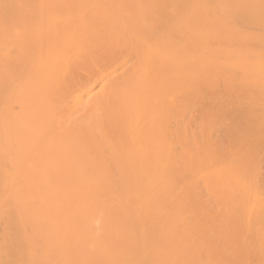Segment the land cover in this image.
Here are the masks:
<instances>
[{"label": "bare ground", "instance_id": "6f19581e", "mask_svg": "<svg viewBox=\"0 0 264 264\" xmlns=\"http://www.w3.org/2000/svg\"><path fill=\"white\" fill-rule=\"evenodd\" d=\"M261 162L264 0H0V264H264Z\"/></svg>", "mask_w": 264, "mask_h": 264}, {"label": "rangeland", "instance_id": "374dc122", "mask_svg": "<svg viewBox=\"0 0 264 264\" xmlns=\"http://www.w3.org/2000/svg\"><path fill=\"white\" fill-rule=\"evenodd\" d=\"M261 163H262V162H261ZM263 163H264V162H263ZM263 163H262V164H263ZM259 166H260V165H259ZM259 166H258V168H259ZM260 167H261V171H262V173H264V169L262 170V167H264V164H263V166H260ZM259 171H260V170H259ZM259 173H261V172H258V175H259V176H260V175H261V176L264 175V174L262 175V173H261V174H259ZM259 178H260V177H259ZM263 178H264V176L261 178V181L263 182V183H261V184H264V181H263L264 179H263ZM259 180H260V179H259ZM263 187H264V185H263ZM263 192H264V191H263Z\"/></svg>", "mask_w": 264, "mask_h": 264}]
</instances>
